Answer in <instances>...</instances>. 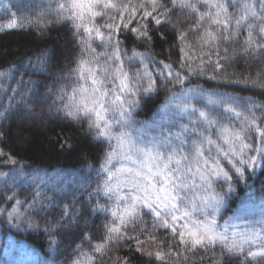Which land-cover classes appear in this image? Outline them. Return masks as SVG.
<instances>
[{
  "label": "snow or ice",
  "instance_id": "snow-or-ice-1",
  "mask_svg": "<svg viewBox=\"0 0 264 264\" xmlns=\"http://www.w3.org/2000/svg\"><path fill=\"white\" fill-rule=\"evenodd\" d=\"M49 17L70 25L80 49L74 67L55 73L57 81L74 83L58 88L53 84L41 93L29 87L35 81L18 80L19 87L9 89L15 93L8 97L9 107L19 97L27 115L42 119L44 101L50 98L49 113L55 108L69 120H86L91 143L98 150V166H89L95 187L80 207L75 197L62 205L41 199L38 186L31 202L17 199L15 191L0 193L6 203L15 200L11 210L0 208V214L19 221L17 227L32 228L38 225L28 210L46 216L49 208L59 207L60 215L47 220L44 227L50 245L56 243L57 230L80 227L84 210L103 215L102 238L93 243L91 234L81 232V243L72 250L69 264H102L114 247L133 240L138 252L161 262L182 253L187 260L188 253L219 245L223 254L239 264H264V200L258 218L236 214L220 223L236 185L247 184L255 170L264 167V103L192 84L193 77L208 75L210 80L264 90V0H52L35 19L13 18L0 25V31L24 23L46 27L53 22ZM174 17L177 22L181 18L192 22L181 30ZM169 25L178 48L177 61L157 59L150 47L147 51L123 47L121 37L126 32L150 45V33ZM191 33L197 34L195 43L189 41ZM232 45L239 51L229 53ZM238 57L260 61V70L255 75H230L226 69ZM41 64L46 68L47 59ZM19 71L17 65L0 68V78L15 79ZM169 85L172 89L157 112L148 120L136 119L142 98L151 99ZM176 86L179 91L174 90ZM34 104L40 111H35ZM0 163L16 165L18 161L0 148ZM158 229L165 231L170 244L157 240ZM141 235L146 239L142 241ZM149 243L168 250L144 251ZM85 244L90 250H84ZM116 264L128 261L117 258Z\"/></svg>",
  "mask_w": 264,
  "mask_h": 264
},
{
  "label": "trees",
  "instance_id": "trees-1",
  "mask_svg": "<svg viewBox=\"0 0 264 264\" xmlns=\"http://www.w3.org/2000/svg\"><path fill=\"white\" fill-rule=\"evenodd\" d=\"M50 2L52 0H0V25L8 23L13 18L18 21L22 17L35 19ZM5 4L11 7L5 9L3 7ZM49 19L53 22L46 27L24 23L21 27L0 31V68L7 69L11 65L20 68L19 72H15V79L0 78V85H3V88H0V112H5V116L0 117V148L6 153L10 152L18 161L16 165L0 163V172L9 173L7 176H0V193L11 195L15 191L18 193L17 199L31 202L38 186L42 193L41 199L51 198L56 205H62L75 197L77 206L80 207L87 198L88 192L95 187V174L89 166L93 168L98 166V150L91 143L92 133L87 131V121L69 120L63 113H57L55 108L49 113L50 98L46 99L43 105L45 124H41L39 118L34 120L32 116L27 121L12 120L20 118L26 112L19 106V97L9 107L8 97L15 95L9 89L18 88V80L35 81V85L29 87H34L41 93L53 84L58 88L62 84L70 87L71 83H74L66 79L57 81L55 73L61 69L67 72L69 68L74 67L80 49L75 44L68 23H56L52 17ZM191 22L183 18L177 22L176 18H173V23H176L181 30ZM161 33L164 35L161 36ZM150 35L152 40L148 45L137 41L134 34L126 32L121 37L124 40L123 47L129 50L136 48L138 51H147L150 47L157 59L170 63L179 59L178 48L174 45L175 36L171 34V25L167 28L155 29ZM196 35V33L189 34V41L195 43ZM233 49L239 51L237 45H232L229 47V53ZM97 50L102 49L97 48ZM45 58L46 68L41 64V60ZM231 63L232 66L226 69L230 75L242 72H251L255 75L261 67L260 61H252L249 58L238 57ZM210 74L211 70H209ZM192 84L202 85L206 89L219 88L223 92L251 97L264 103V90L259 88L227 84L219 78L210 80L208 75L193 77ZM169 89H172V85H169L168 89L161 87L158 94L151 99L142 98L141 107L136 111L135 118L139 120L151 118L164 103ZM174 90L179 91V86ZM28 103L34 102L28 100ZM59 106L57 102L56 107ZM37 107L39 105L34 104V109ZM184 122L187 123V119ZM13 168L17 171H10ZM89 182L91 187L87 186ZM250 196H254L255 199L250 200ZM262 200H264V167L257 168L247 184L236 185V191L227 197L220 223L223 224L224 219L236 214L247 218H258L262 211ZM44 202L48 203V200L45 199ZM100 202L105 203V200L101 199ZM14 203L15 200L6 203L0 195V208L11 210ZM20 211L25 212V208H21ZM28 215L38 227L29 228L26 224L17 227L19 221H9L6 214H0V264H69L72 250L76 244L81 243L79 238L81 232L91 234L93 243L102 238L105 218L100 214L92 215L89 210L83 211L78 229L57 230L56 243L51 245L44 227L47 220H53L60 215L59 207L54 205L49 208L46 216L31 210H28ZM145 219L149 220L148 217ZM85 220L87 224L84 223ZM232 223L240 224V221L233 220ZM166 236L163 229L157 230V240H165L166 244H170L171 240L166 239ZM140 239L143 241L146 237L141 235ZM84 250H90V245L85 244ZM158 250L167 252L168 249L167 247L160 249L155 244L149 243L144 251ZM176 251L177 249L174 248L173 252ZM187 256L188 259L185 260L183 253L180 256L172 255L167 262H161L156 260L155 256L149 257L138 252L136 242L133 240L114 247L103 257L102 264H116L117 258L121 260L126 258L128 264H239L237 259L223 254L219 245L208 251L200 249L195 253H188Z\"/></svg>",
  "mask_w": 264,
  "mask_h": 264
},
{
  "label": "rangeland",
  "instance_id": "rangeland-1",
  "mask_svg": "<svg viewBox=\"0 0 264 264\" xmlns=\"http://www.w3.org/2000/svg\"><path fill=\"white\" fill-rule=\"evenodd\" d=\"M35 111H40V107H37L36 109H35ZM30 116L29 115H27V113L25 112L24 113V115H22L20 118H14V119H12V120H18L19 121V119L20 120H23V121H27L28 120V118H29ZM35 119H37L38 120V118H36V117H34V120ZM39 120H40V123L41 124H45V120L42 118H39Z\"/></svg>",
  "mask_w": 264,
  "mask_h": 264
}]
</instances>
